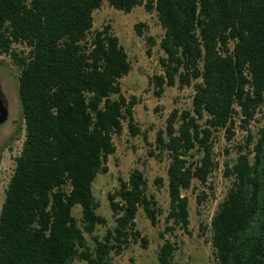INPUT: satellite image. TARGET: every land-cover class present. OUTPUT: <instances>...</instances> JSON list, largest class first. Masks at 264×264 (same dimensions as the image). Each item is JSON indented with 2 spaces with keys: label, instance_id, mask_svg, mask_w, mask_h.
Returning <instances> with one entry per match:
<instances>
[{
  "label": "trees",
  "instance_id": "obj_1",
  "mask_svg": "<svg viewBox=\"0 0 264 264\" xmlns=\"http://www.w3.org/2000/svg\"><path fill=\"white\" fill-rule=\"evenodd\" d=\"M103 1L0 0V53L19 67L24 124L0 209V264H114L112 253L138 238L146 244L135 229L139 208L156 223V202L134 168L107 194L114 227L93 236L92 248L84 234L107 224L96 212L92 184L108 170L112 136L124 120L131 135L141 133L134 118L138 99L121 91L120 80L131 70L128 54L110 25L93 31V13ZM105 1L125 13L140 5L156 12L164 52L163 73L151 78L157 96L165 86L193 87L191 108L173 109L155 137V148L170 158L169 208L159 235L164 239L175 227L189 233L183 191L194 180L205 185L217 168L213 139L219 131L226 140L233 136L232 104L240 105L244 126L264 102V0ZM142 26H133L139 36ZM146 40L151 46L152 37ZM236 148L235 161L224 168L232 184L210 220L211 244L217 264H264V124L255 141L248 131ZM205 196L201 191L197 202ZM175 250L164 239L157 264H172Z\"/></svg>",
  "mask_w": 264,
  "mask_h": 264
},
{
  "label": "rangeland",
  "instance_id": "obj_2",
  "mask_svg": "<svg viewBox=\"0 0 264 264\" xmlns=\"http://www.w3.org/2000/svg\"><path fill=\"white\" fill-rule=\"evenodd\" d=\"M93 17V31L100 30L107 24L110 25L111 31L118 36L120 44L128 54L131 70L120 80L121 91L126 98L134 95L138 99L134 107V118L141 133L131 135L127 121L124 120L122 132L112 136L116 149L107 158L108 170L104 174L98 173L92 184L93 194L98 203L96 212L107 219V224L97 226L92 234L84 233L88 246L93 247V236L102 238L107 229L114 227L107 194L117 189L120 181H126L129 172L137 168L146 178L147 194L156 202L157 220L155 224H151L143 210L139 208L135 218V229L139 231L140 237L146 240V244L143 246L141 238H138L137 243H128L120 254H111L113 263L157 264L158 248L164 239H168L176 245L172 264H217L211 244L210 220L232 184L233 177L226 176L224 168L226 163L231 165L235 161L236 147L238 144H243L246 138L244 128L238 129L232 140H226L224 131L216 133L213 139V153L218 163L217 168L205 185L194 180L191 187L183 191L188 198L189 233L175 227L173 234L166 232L162 239L159 233L164 231L165 217L169 208L167 167L170 158L166 152H158L155 148V137L158 130L165 128L166 118L173 109L181 111L191 108L193 87H179L178 84L165 86L161 95H156V87L153 81L151 82V78L163 73L159 59L164 56V52L159 45L163 30L158 24L155 11L147 12L140 5L135 6L131 12L125 13L111 7L104 0L100 8L94 11ZM136 22L144 24L141 28V36L134 30L133 26ZM147 37H152L151 46L146 40ZM13 47L24 54L29 51L24 44H14ZM0 58L5 61L9 59L4 54H1ZM12 70L16 76L19 74V69L13 67ZM263 120L264 111L260 108L256 118L248 127V131L254 135V141L259 128L264 123ZM23 139L24 124L15 144L13 156L5 157L0 165V209L6 186L13 173L14 159L20 152ZM156 179H160V182L156 183ZM201 191H204L206 196L201 202H197V195ZM72 214L81 225V210L78 205L73 207ZM72 264H86V262L74 260Z\"/></svg>",
  "mask_w": 264,
  "mask_h": 264
},
{
  "label": "flooded vegetation",
  "instance_id": "obj_3",
  "mask_svg": "<svg viewBox=\"0 0 264 264\" xmlns=\"http://www.w3.org/2000/svg\"><path fill=\"white\" fill-rule=\"evenodd\" d=\"M8 61L0 58V165L5 157L13 156L15 144L23 130L19 74L16 76L12 70L19 67L10 57Z\"/></svg>",
  "mask_w": 264,
  "mask_h": 264
},
{
  "label": "built area",
  "instance_id": "obj_4",
  "mask_svg": "<svg viewBox=\"0 0 264 264\" xmlns=\"http://www.w3.org/2000/svg\"><path fill=\"white\" fill-rule=\"evenodd\" d=\"M247 78H250L249 74H247ZM260 108H262V110L264 111V102L257 108L254 116L248 120L247 124L242 126V121L244 119V115L241 112V107L237 102H234L232 104V111L230 113V120L233 122V126H232L231 130L233 131L234 134L230 140H232L235 137L236 133L238 132V129H240L241 127L244 128L243 132L247 136L248 127L250 126V123L256 118V115L258 114V111ZM263 122H264V120H263Z\"/></svg>",
  "mask_w": 264,
  "mask_h": 264
}]
</instances>
